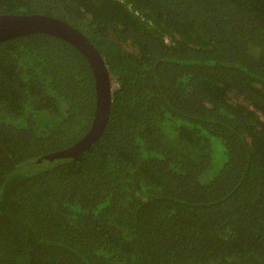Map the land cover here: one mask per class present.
Returning a JSON list of instances; mask_svg holds the SVG:
<instances>
[{
    "label": "trees",
    "instance_id": "1",
    "mask_svg": "<svg viewBox=\"0 0 264 264\" xmlns=\"http://www.w3.org/2000/svg\"><path fill=\"white\" fill-rule=\"evenodd\" d=\"M82 31L0 41V264H264V0H0Z\"/></svg>",
    "mask_w": 264,
    "mask_h": 264
},
{
    "label": "water",
    "instance_id": "2",
    "mask_svg": "<svg viewBox=\"0 0 264 264\" xmlns=\"http://www.w3.org/2000/svg\"><path fill=\"white\" fill-rule=\"evenodd\" d=\"M45 33L69 42L79 49L89 62L95 80V111L87 133L75 144L46 155L44 158L77 157L88 150L102 135L109 120L112 103V77L103 57L90 39L68 22L45 14L0 15V41L30 33Z\"/></svg>",
    "mask_w": 264,
    "mask_h": 264
}]
</instances>
